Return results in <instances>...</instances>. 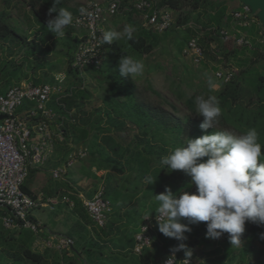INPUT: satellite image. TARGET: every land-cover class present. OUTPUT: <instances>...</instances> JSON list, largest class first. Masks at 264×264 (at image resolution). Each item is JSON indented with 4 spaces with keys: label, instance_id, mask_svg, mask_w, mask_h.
<instances>
[{
    "label": "trees",
    "instance_id": "trees-1",
    "mask_svg": "<svg viewBox=\"0 0 264 264\" xmlns=\"http://www.w3.org/2000/svg\"><path fill=\"white\" fill-rule=\"evenodd\" d=\"M69 0H61L57 8H65L71 14L72 8H68ZM110 0H102L106 3ZM123 6H131L137 0H119ZM238 5L232 7L231 2L226 0H159L156 2L160 8L181 11L184 7L189 10L188 13L178 18V26L185 27V46L195 38L198 45L202 48L204 59L218 62L224 65L226 69H232V62L239 61L241 51H255L260 44L257 40L261 38L260 33L264 30L258 23H251L247 29H242L247 34V40L253 47L249 50L247 47H236L230 42L223 43L213 32L223 29H230L232 24L231 14L241 9L242 4L235 0ZM230 5V6H229ZM52 6V0H29L28 7L33 15V19L40 23L41 27L37 31L40 36L35 39L28 38L12 27L9 22V14L0 12V53H3V44L7 41L27 47V57L38 55V52L45 54L47 51L41 49V44H45L54 34L48 32L46 28L48 9ZM79 11V10H78ZM55 16V13L52 14ZM45 17L47 19H45ZM125 19L127 25L135 27L134 38L131 41L116 40L112 44H104V56L102 65L98 70L86 69V73L96 75L104 79L107 87V94L102 98L101 105H95L88 109L86 103L91 100V90L85 84L86 77H79L78 73L72 68L73 55L78 45V38H74L73 43L67 44L69 54L67 56L65 96L56 101L53 97L48 106L56 114V123L61 124L62 142H57L61 150L75 148L76 152L82 150L85 157L78 160L84 166L81 167L85 180L89 181V187L83 191V197L86 200L92 199L97 190L103 188V196L109 201L112 212L126 209L133 206V200L140 196V193L146 186L145 177L151 180L158 179L166 183L171 180L176 193L182 192L184 187L189 184L187 176L179 170H170L167 166L163 167L160 160L163 156L170 154L176 147H181L186 143L187 138H197L203 133L199 124L202 117L196 114L195 98L190 97L186 100V106L192 113L191 117L179 119L172 114H168L159 105L149 104L140 100L138 96V87L133 78L121 77L118 70V60L122 56H132L135 59H142L143 56L152 54L159 44L160 38L168 37L169 30L163 34H157L152 29H146L142 26V14L133 9L125 11L124 8L116 18ZM112 19V20H113ZM191 24L198 28H187ZM74 31L67 26L65 33ZM204 33L206 41L198 39L197 35ZM162 35V36H161ZM41 44H39V43ZM211 43L215 44L211 47ZM49 50L48 46L46 48ZM263 59L264 54L259 55ZM258 57L254 60H260ZM252 60V61H254ZM252 61H247L242 56L243 65H248ZM238 64H235L238 69ZM23 65H16L14 62H0V81L7 77L8 88L0 94L4 95L12 87L19 85L18 76L21 73ZM264 69V66L262 67ZM261 69V70H262ZM260 71V70H259ZM259 71L257 73L259 74ZM240 74L242 71H239ZM32 78L27 79L33 86L53 85L55 76L46 74L43 78L36 77V69H32ZM259 84L255 91L256 108H252V100L246 106L240 103V92L242 85V76L234 77L224 83L218 81L220 90L214 95L219 100L221 115L218 118L219 123L215 130H221V126L227 127L228 123L224 113L230 115V124L239 134L246 132L249 128H255L259 134V143L262 145L264 153V74L258 76ZM242 106V107H241ZM250 106V107H249ZM33 104L24 102L22 107L17 110V115L27 117L32 111ZM213 130L208 129L210 134ZM125 140H127L125 142ZM71 149V148H70ZM206 159V158H204ZM105 171L104 178H98L95 172ZM36 169H29L28 178H31ZM126 173H129L127 186L122 190V184L125 181ZM25 180L22 190L35 198L38 196V190L32 191ZM162 183V184H163ZM163 190L161 185L158 188ZM74 212L77 214L82 224L80 227H91L88 231V239L81 237L82 244L77 248L75 242L68 250L58 252L55 249L47 248L45 252L40 253L33 248L34 239L21 237V230H5L0 226V264H147L148 259L160 258V245H151L142 251L141 256L133 253L134 236L126 237L120 230L121 219H109L103 229L94 226L81 201L72 197ZM6 214V211H3ZM152 212V211H150ZM154 213V212H153ZM153 215V214H152ZM187 241L189 247L200 252L198 248H210L201 258L198 264H244L245 258L249 255H255L258 258L254 263L247 260L245 264H264V225L249 222L247 228L241 236L249 239L248 247L242 241L239 247L231 246L228 237L225 238L223 250L215 247L219 239H206V222L193 229ZM27 231V230H26ZM30 232V231H29ZM31 233V232H30ZM32 234V233H31ZM137 234V233H136ZM115 237L114 242H110L115 249L111 250L105 245L110 237ZM71 240V238H69ZM174 246L169 247L170 250ZM151 248V249H150ZM178 258H184L183 251L176 253ZM239 256V258L236 257ZM240 260V262H239ZM239 262V263H238ZM161 263V262H160Z\"/></svg>",
    "mask_w": 264,
    "mask_h": 264
},
{
    "label": "rangeland",
    "instance_id": "rangeland-1",
    "mask_svg": "<svg viewBox=\"0 0 264 264\" xmlns=\"http://www.w3.org/2000/svg\"><path fill=\"white\" fill-rule=\"evenodd\" d=\"M152 1L158 2L159 0ZM226 1L231 2L232 7H236L238 5L235 0ZM28 2L29 0H0V12L9 14V24L12 27L16 28L19 33L28 35V38L30 39H35L36 37L40 36V32L37 30L40 29L41 24H37V22L33 19V15L28 7ZM89 2L100 3L102 2V0H69L67 2V6L68 8H80ZM188 10L189 9L187 7H184L181 11L169 10L172 15L173 24L169 29L168 37L164 40L163 38H160L159 44L155 48L154 52L148 56H143L142 59H139L144 63L145 71L142 76L133 78L138 87L137 94L140 100L145 101L149 104H154L156 106L159 105L168 114H172L179 119L193 116L186 106V100L188 98L194 97L196 99L197 96H203L206 99L208 96L215 95L220 90V85L218 82L219 80L216 79L215 72L221 69H226L224 65H219L218 62H212L206 59H204L201 64L195 65L193 64L191 58L181 54V51L185 46L184 38L186 33L184 27L178 26V18L188 13ZM45 19L47 18L45 17ZM114 21L115 22L113 24V30L115 31H123L124 27L127 25L125 19H120L119 17ZM192 26L196 30H198L196 26ZM77 35V32L74 30L71 33H65L64 37H55L53 35L52 38L46 43V45L38 42L39 44H41V49L47 52L44 55L41 54V52H38V55L35 54L31 57H27L26 55V46H21L15 43H11V41H7L3 44L4 52L0 53V62L7 61L8 63L14 62L16 65H23L21 73L18 76V84L29 82L27 81V79L35 76L32 74L33 68L36 69V77L40 79L43 78L46 74H48L49 76H57L59 74L63 75L66 72L67 56L69 54L67 44H71L75 47V43H73V40L74 38H77ZM197 37L204 42L206 41L204 33L198 34ZM214 45L215 44L211 43L210 46L213 47ZM47 46L49 50L46 49ZM240 53V58L237 59L239 61L237 62L235 60L232 62V67H234L232 68V70H235V64L239 63L237 66L239 70L237 72L234 71V77L240 78L242 76L240 103L246 106L251 99L252 105L250 106H252V108H256L257 106L254 103V101L256 100V93L254 90L259 84L258 76L264 74V69H262V67L264 66V58H259V55L264 54V45H259V47L255 49V51L244 50ZM242 56L247 61L250 59H257V57L260 60H254L248 65H243L241 64ZM239 71H242L241 74ZM257 71H259V74L257 73ZM208 76H211L213 78L218 87L209 88L207 83ZM103 81V78H99L98 76L93 74H87L85 85L90 88L92 95L91 100L86 103L88 109H91L95 105H99L102 101V98L107 94V87ZM8 86L9 84L7 82V77H5L0 81V94H2L8 88ZM224 116L228 125L227 127L221 126V130L227 129L233 131L236 134H239L237 130L234 129L230 124V115H227L225 112ZM126 141L127 140H125V142ZM70 148L63 150L66 152L69 151L65 153L64 156L66 162L68 160L67 155H69L70 157L76 152L75 148H73L72 146ZM65 163L62 164V166H64ZM76 165H79L80 167L84 166L83 161L77 162ZM71 169L72 168L68 170L71 171ZM42 170L43 171L40 172L37 169L34 175L31 178L27 179L26 183L30 190H38L36 186L38 184L39 178H42L43 184L47 185L48 187H56L59 182H64L62 181V178L53 180L51 178V174L49 176V173L47 171L48 169L45 168ZM77 176H79V173H76L75 177L77 178ZM129 176L130 174L126 173L125 181L122 184V190L127 186ZM189 179L190 178H187L188 181ZM152 181L153 183L150 184L151 181H149V185L145 186L143 191L140 193V196L137 197V199L133 200V206L126 207V209L123 210H117L109 215V219H121V222L119 220L120 230L126 237L132 235L135 230L136 233L139 232V228L142 225L145 217H155L156 209L158 208V202L156 201L154 195H158L164 192L166 187L170 188L173 193H176L177 191L176 187H173V183L171 180L166 181V183H163V181L158 179H152ZM160 185L163 189L162 191L158 189ZM195 191V186L190 184H187V186H185L183 190V192H188L189 194L195 193ZM3 211L5 210L0 208L1 227V218L2 214L4 213ZM41 214L47 217L49 220L53 219V215L49 212L48 209L44 210V212L39 211L38 209H35L31 212V215L37 221L38 217ZM181 222L186 224L188 223L186 219H182ZM200 223L188 225L190 231L184 233V236L186 237L184 241H177L173 238L165 237L158 231V227L156 225L150 233L151 241L155 247L156 245H160L162 257H166L169 254H172V252L169 253L168 251L170 246L184 243L192 252V264H198L199 259L205 258V253L208 252L210 248H198L200 252V254L198 255L196 249H192L189 247V242L187 241V239L188 237H190V233L194 231L193 229L197 228ZM248 224L249 222H246L245 228H247ZM59 225L62 226L61 232L63 234H66L68 228L73 224L71 221L68 223L67 221H61ZM86 233L84 232V230H82V237H87L88 235ZM21 237L34 240L36 238V236L33 233L31 234L28 230H24L21 233ZM227 237L228 234L225 233L223 236L218 238L219 241L216 243L215 247L223 250L225 246L224 239ZM88 238L89 237H87V239ZM242 241L244 242L243 244L248 247L249 239L243 236ZM36 250H38V248H36ZM245 253H248V256H246V261L244 262V264L247 262V260H250L252 263H254L258 259L255 257V255H249V252L246 250ZM262 253L264 254V250H262ZM236 257L239 258V256L237 255ZM153 261V264H158L155 259Z\"/></svg>",
    "mask_w": 264,
    "mask_h": 264
},
{
    "label": "built area",
    "instance_id": "built-area-1",
    "mask_svg": "<svg viewBox=\"0 0 264 264\" xmlns=\"http://www.w3.org/2000/svg\"><path fill=\"white\" fill-rule=\"evenodd\" d=\"M130 9L142 14L143 24L146 29H152L157 34H163L172 27L173 19L168 8H160L152 0H137L131 6H123L119 0H110L106 3L89 2L82 6L73 17L69 25L79 32L78 45L74 53L72 68L83 77L86 69L98 70L103 62L104 45L99 44V38L104 32V27L114 17L120 15L122 10ZM232 24L230 29L213 32L221 42H230L236 47L252 49L247 34L242 29H247L251 23H259L256 15L248 6L242 5L241 9L231 14ZM261 25V24H260ZM187 27L193 28L191 24ZM185 28V27H184ZM264 30V29H263ZM257 41L264 45V34ZM184 56L191 58L193 64L199 65L204 60L202 48L195 38L191 39L184 50ZM234 76V70L221 69L215 72L219 81L228 83ZM64 75L55 77V84L33 86L31 83H21L9 89L0 96V208L6 211L1 218V225L5 230H28L36 236L40 232V224L32 218L31 212L39 208L54 209V202L42 195L33 198L22 190L28 177L32 164L43 163L52 151L54 142H62L61 124L56 123V114L48 106L51 99L56 101L65 96ZM24 102L33 104L32 111L27 117L17 115V110ZM55 127V131L53 128ZM85 157V152L78 150L71 155L65 165L51 172V178H63L68 169L72 168L78 160ZM83 208L94 226L103 229L111 211L109 201L103 196V188H99L92 199L83 201ZM158 218V214H157ZM157 225L156 218L145 217L139 232L134 236L133 253L141 256L145 248L151 245L150 233ZM72 241L64 236L56 238V244H47L58 252L68 250ZM172 254L164 257L160 264ZM174 264H182L184 258L175 254ZM190 264L192 261L190 260Z\"/></svg>",
    "mask_w": 264,
    "mask_h": 264
},
{
    "label": "clouds",
    "instance_id": "clouds-1",
    "mask_svg": "<svg viewBox=\"0 0 264 264\" xmlns=\"http://www.w3.org/2000/svg\"><path fill=\"white\" fill-rule=\"evenodd\" d=\"M60 3L61 0H52L48 9L51 18L47 20L46 28L55 37H64L66 27L73 23L71 12L57 8ZM134 32L132 25H126L123 31H105L99 44L131 41ZM117 67L124 78L139 77L145 71L144 63L132 56L120 57ZM86 76L85 72L83 77ZM207 83L209 88L218 87L211 76L207 77ZM195 105L196 114L202 117L199 128L206 134L187 138L183 146L163 156L160 164L171 171H182L196 191L192 194L173 193L166 187L164 192L154 195L158 202L155 214L158 231L165 237L184 241V233L190 231L189 224L206 222V239H218L227 233L230 245L239 247L246 222L264 225V153L258 142L259 134L255 128L242 134L227 129L215 130L221 108L214 95L206 99L197 96ZM208 129L213 131L208 134ZM149 181L153 183L150 177H145L146 185ZM182 219L188 223H182ZM261 235L264 238V234ZM170 251L172 255L165 264H174L178 251L184 252L182 264H190L192 252L184 243L177 244Z\"/></svg>",
    "mask_w": 264,
    "mask_h": 264
},
{
    "label": "crops",
    "instance_id": "crops-1",
    "mask_svg": "<svg viewBox=\"0 0 264 264\" xmlns=\"http://www.w3.org/2000/svg\"><path fill=\"white\" fill-rule=\"evenodd\" d=\"M102 3V2H100ZM81 8V7H80ZM80 8H72V16L74 17L78 10ZM115 19L111 20L107 25L104 27V32L113 30V24ZM78 34V32H77ZM79 35V34H78ZM77 35V38H78ZM254 59H250L248 61H252ZM234 71L237 72L235 69ZM53 131H55V127L53 128ZM57 142L55 141L53 144L52 151L49 153L47 156L46 160L43 163L40 164H32L31 169H38V171H43L42 169H48L49 176L51 172L57 168L63 167L62 164H64L66 161L65 159V153L69 151H63L61 148H59L56 144ZM81 150V149H80ZM64 153V154H63ZM76 153V152H75ZM69 154V153H68ZM69 155H67L68 159ZM78 166V168H77ZM38 167V168H37ZM92 172H95V169H92ZM76 173H79V176L77 178L75 177ZM96 176L98 178H104L106 175L105 171L101 172H95ZM62 181L64 182H59V184L56 187H48L47 185L43 184L42 178L38 179V184L36 188L38 189V195H42L46 199H51L54 202V209L53 211H50L48 208H39V211L44 212V210H49L50 213L53 215V219L49 220L47 217L44 215H40L38 217V223L40 224V232L38 234V239L37 241L34 242L33 248L36 250L38 248V252L43 253L45 250L49 247H47V244L50 243L52 245L56 244V238L58 236H64L67 238H71V241L77 246V248H80L83 243L81 238V231L84 230V232H91V227L90 226H85V228L80 227V224H82L81 220L77 216V214L74 212V207H73V200L71 199L72 197L78 198L81 203L83 204V201L86 200L83 197V191H85L88 187L90 182L85 180V176L82 173L81 167L79 165L74 164L72 167L71 171L68 170L66 175L62 178ZM37 191V190H35ZM33 218V216H32ZM34 219V218H33ZM61 221H67L72 222V226L68 228L67 233L63 234L61 232L62 226L59 225ZM88 237V236H87ZM86 237V239H87ZM90 237V236H89ZM115 237H110L109 241H105V245L112 251H116L118 249H115L111 245L113 240L114 242ZM54 249V248H50ZM165 257V256H164ZM162 255L160 258H154L158 264L163 260ZM154 259H148L147 263L148 264H153Z\"/></svg>",
    "mask_w": 264,
    "mask_h": 264
},
{
    "label": "water",
    "instance_id": "water-1",
    "mask_svg": "<svg viewBox=\"0 0 264 264\" xmlns=\"http://www.w3.org/2000/svg\"><path fill=\"white\" fill-rule=\"evenodd\" d=\"M240 4L248 6L256 15L261 27L264 29V0H238Z\"/></svg>",
    "mask_w": 264,
    "mask_h": 264
}]
</instances>
